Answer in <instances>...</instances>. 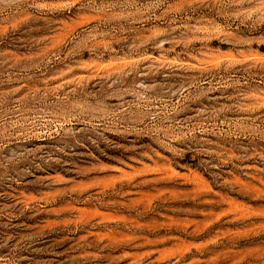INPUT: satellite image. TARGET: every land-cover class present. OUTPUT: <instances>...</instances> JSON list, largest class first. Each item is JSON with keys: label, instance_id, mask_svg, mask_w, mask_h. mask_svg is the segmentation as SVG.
Wrapping results in <instances>:
<instances>
[{"label": "rangeland", "instance_id": "obj_1", "mask_svg": "<svg viewBox=\"0 0 264 264\" xmlns=\"http://www.w3.org/2000/svg\"><path fill=\"white\" fill-rule=\"evenodd\" d=\"M0 264H264V0H0Z\"/></svg>", "mask_w": 264, "mask_h": 264}]
</instances>
